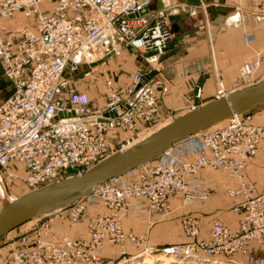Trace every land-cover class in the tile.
<instances>
[{
	"label": "built area",
	"instance_id": "obj_1",
	"mask_svg": "<svg viewBox=\"0 0 264 264\" xmlns=\"http://www.w3.org/2000/svg\"><path fill=\"white\" fill-rule=\"evenodd\" d=\"M44 1L53 5L50 12L42 10ZM242 1H251L255 10L242 7ZM176 2L0 0V61L3 78L12 86L11 96L0 104V208L4 201L16 199L8 190L16 181L28 192L81 175L162 123L157 88L168 91L161 67L174 41L167 12ZM232 3L235 9L252 10L255 16L264 17V0ZM18 13L33 18L32 27L15 26ZM244 40L251 41L250 37ZM97 43L101 46L97 61L129 47L140 54L144 69L134 73L121 93L114 89V79L102 73L104 103L93 107L89 94L76 82L83 77L92 84L101 64L90 67L92 63L74 59ZM259 68V57L245 62L229 89L215 72L213 99L255 84ZM151 72L154 76L137 89L141 78ZM195 100L200 106V96ZM196 107L192 102L188 110ZM195 136V141L174 144L158 163L144 168L137 177L112 178L96 186L86 202L60 211L69 225L75 226L87 214L88 204H102L106 212L89 217L86 223L87 238L54 233L44 216L17 239H0V264H125L152 255L155 251L148 237L125 232L121 219L164 213L172 195H181L184 205L201 204L208 195L199 183L203 168L223 170L236 180V188L228 194L241 199L233 211H241L242 218L233 229L216 220L210 239L205 241L196 238L199 221L185 217L181 223L192 240L164 247L156 256L167 255L179 264H215L213 257L219 254L239 251L245 255L252 242L264 244V190L258 192L243 175L248 159L264 141V126L255 125L252 115H233L226 124ZM186 154L191 161L184 159ZM105 245L117 248L119 262L104 260ZM128 246L138 252L129 255Z\"/></svg>",
	"mask_w": 264,
	"mask_h": 264
},
{
	"label": "crops",
	"instance_id": "obj_2",
	"mask_svg": "<svg viewBox=\"0 0 264 264\" xmlns=\"http://www.w3.org/2000/svg\"><path fill=\"white\" fill-rule=\"evenodd\" d=\"M218 1L207 0V3L211 4ZM246 2L248 3V1ZM223 5L227 6L225 1ZM52 8L53 5L51 3L47 1L42 3L44 12H50ZM200 8L176 2L167 13L169 18L177 14L180 15L182 12L194 15ZM227 16L214 20V22H223L229 18L226 22L227 25L219 32L220 34H215V32L213 35L214 40L211 37L212 41L216 42V50L213 46H209L210 42H206L204 39L205 35L201 36V32L196 31L193 35L185 37L181 41L177 40V36H175V40L162 58L161 75L165 80L163 84L168 86V91L164 93L161 92L160 87L157 88L159 116L162 120L176 117L180 115L181 111V114L185 113L189 106L188 102L195 101V96L197 95L196 86L198 84H200L201 90V105L212 101L216 91L215 72L219 74L223 84L229 89L237 78L239 67L245 62L259 57L260 68L256 76L258 79L264 78V18L245 15L239 9ZM240 21L244 23L243 26H241ZM32 22L33 18L26 19L22 14L18 13L14 23L15 26L32 27ZM189 29V27H186L183 31H189ZM245 37H250L251 41L245 43ZM100 48L98 49L100 50ZM131 50L129 47H124L122 53L125 54ZM80 58L93 63L97 60V55L87 50L81 53ZM111 62L107 66L112 72L108 69L106 71L114 79V89L120 93L130 85L134 73L144 69V63L138 64L133 54L125 57L122 63L120 61L116 64ZM1 89L2 87L0 86V91H2ZM103 103L104 96H102L101 105ZM93 105V107H97L95 104ZM252 117L255 125L264 126V107L255 111ZM186 160L191 161L192 157ZM155 161L156 159L153 160V162ZM140 172L135 171L134 177H137ZM243 175L244 181L252 183L258 192L264 190V141L258 146L257 153L248 159ZM18 183L23 184L22 182ZM199 183L208 192V196L201 204L184 205L181 195H172L168 198L170 212L167 215L165 213H152L142 216L123 217L121 219L123 230L135 235H146L151 243L163 246L184 244L190 241V239L185 237L181 229V221L186 216H192L199 221V239L209 238L213 223L216 220L229 228H235L243 213L241 211L234 212L233 209L239 205L241 199L239 197H230L228 192L236 188V180L230 178L228 173L223 170L203 168L199 170ZM92 210L87 209L85 221L90 215H101L106 212V209L102 206H97L93 212ZM56 216V218H59V222L69 225L65 215ZM59 222L56 221L54 223L52 221V229ZM69 233L71 235V232ZM72 236L87 238L86 223L80 224ZM105 250L107 251L106 259H112V256L114 257L117 253L116 247L106 246ZM133 250L131 247H127V251L131 255L134 253ZM232 258L238 261H245L247 264H264V245L252 242L248 248L247 257L243 258L240 253H235ZM226 261L217 260L216 263L229 264ZM232 264H235V262H232Z\"/></svg>",
	"mask_w": 264,
	"mask_h": 264
},
{
	"label": "water",
	"instance_id": "obj_3",
	"mask_svg": "<svg viewBox=\"0 0 264 264\" xmlns=\"http://www.w3.org/2000/svg\"><path fill=\"white\" fill-rule=\"evenodd\" d=\"M191 6H206L213 19L225 17L235 11L234 7L223 5V0L217 4H207V0H177ZM129 18H133L130 15ZM182 22H172L171 31L181 41L193 32L183 31ZM203 29V27H202ZM112 56L92 63L90 67L100 65ZM69 65L67 69H69ZM86 69V67H83ZM79 72V71H78ZM76 72V73H78ZM82 75V73H80ZM66 73L65 77L68 78ZM154 76V72L141 78L137 89ZM200 84L196 86L198 90ZM264 78L255 84L235 90L226 97L212 100L187 111L153 133L151 136L134 145L130 149L110 155L95 164L81 175H73L50 183L38 190L29 191L12 202L4 201L0 209V239L16 227L26 223L36 216L52 214L66 208L88 196L92 190L108 180L133 171L163 155L174 144L184 141L199 132L207 130L236 114L252 111L264 104ZM120 114V110L118 112ZM63 116V114H59ZM109 116L108 114L105 117Z\"/></svg>",
	"mask_w": 264,
	"mask_h": 264
},
{
	"label": "rangeland",
	"instance_id": "obj_4",
	"mask_svg": "<svg viewBox=\"0 0 264 264\" xmlns=\"http://www.w3.org/2000/svg\"><path fill=\"white\" fill-rule=\"evenodd\" d=\"M225 1V3H226V5L228 6V7H232L233 6V3H232V0H224ZM223 1V2H224ZM241 3V6L242 7H245V6H249L253 11L255 10V5L254 4H252L251 3V1H249L248 3L246 2V1H242V2H240ZM208 4V3H207ZM211 4H215V3H211ZM208 5H210V4H208ZM199 7H201L199 10H197L196 11V13L194 14V15H188L187 13H181L180 15L179 14H177V15H174V16H172V17H170L169 19L170 20H172L173 22H177L180 18H182L180 21H178V22H182L183 23V25H184V28H190L189 30H191L193 33L194 32H201L200 34H201V36H203V35H205L204 36V39L206 40V42L207 41H209L210 42V47L211 46H213L214 47V49L216 50V47H215V44H216V42H213L212 41V38H213V40H214V33L215 34H220L219 32H221V29H223L224 27H225V25H227L226 24V22L228 21V19L229 18H227V19H225L223 22H214V20H216V19H213L212 18V16H211V14H210V11H206L205 9H206V6H199ZM205 7V8H204ZM252 10H244L243 9V13L245 14V15H249V16H251V17H258V16H255L254 15V13H253V11ZM234 13V12H233ZM235 15V14H234ZM226 17V16H225ZM228 17V16H227ZM246 17V16H245ZM258 18H264V17H258ZM172 21H170L171 23H172ZM240 23H241V26H243L244 25V23H242V21H240ZM202 27H203V29H202ZM193 33L191 34V35H193ZM175 35V34H174ZM175 36H177V35H175ZM175 36H174V40H175ZM188 36H190V35H188ZM187 36V37H188ZM212 37V38H211ZM213 43V44H212ZM123 50V49H122ZM122 50L120 51V53H119V55H115L114 57H112V58H109V59H107L106 61H104L103 63H101V65L98 67V70L96 71V73H95V76H94V82L92 83V84H90L89 83V80L88 79H86V78H83V77H81L82 79H81V81H78V82H76V84H77V86L79 87V89L81 90V91H83V92H86V93H88L89 94V97H90V99H91V103H93V104H95L97 107L98 106H100L101 105V100H102V96H103V93H104V89H103V86H102V82H101V74L102 73H106L107 75H109L110 76V73H108V71H106V69H108L109 70V68H108V63H110L111 61V63H117L118 61H120L121 63L123 62V59L125 58V57H127L128 55H132L133 54V56H135V58H136V60H137V62H138V64L139 63H144L143 62V59H142V57L140 56V54L139 53H137L136 51H129L128 53H125V54H123L122 53ZM131 52V53H130ZM96 53L97 54H99L100 56L98 57L97 56V59L98 58H100L101 57V54H100V50H98V51H96ZM132 57V56H131ZM133 58V57H132ZM260 59V58H259ZM97 61V60H96ZM1 62V61H0ZM244 64V63H243ZM242 64V65H243ZM110 65V64H109ZM241 65V66H242ZM107 66V67H106ZM240 66V67H241ZM240 67H239V69H240ZM1 77H0V86L2 87V91H0V104L3 102V101H5L6 99H8L10 96H11V94H12V86L8 83V82H6L5 80H4V78H3V75H2V66H1ZM110 72H112V70H109ZM239 71V70H238ZM113 74V73H112ZM263 79V78H262ZM216 80V79H215ZM216 82V81H215ZM240 90V89H239ZM214 100V99H213ZM93 101V102H92ZM196 101V100H195ZM195 101H192V102H195ZM191 101H189L188 103V105H190L191 103H192ZM92 104V105H93ZM204 105V104H203ZM94 106V105H93ZM262 107H264V105L263 106H261V107H258V108H256V109H254V110H252V111H249V112H246V113H242V114H238L240 117H246V115H253V113L255 112V111H257V110H259V109H261ZM187 111H189L188 109H187ZM186 111V112H187ZM181 113H182V111H181ZM181 113H180V115H181ZM180 115H178V116H180ZM178 116H176V117H178ZM176 117H173V118H176ZM231 118V117H230ZM229 119V118H228ZM228 119L227 120H225V121H223V123L221 124H218V125H215V127L217 126V127H219V126H222V125H224V124H226L227 122H228ZM172 121V119H171V117L170 118H167V119H165V120H163L162 121V123L160 124V125H158V126H155V127H150L148 130H146L145 132H143L142 134H140V141H141V139H143V138H145V137H147V136H151L153 133H155V132H157L158 130H160L161 129V127L163 128L164 126H166L167 124H169L170 122ZM214 127V126H213ZM212 128V127H211ZM200 133V132H199ZM198 133V134H199ZM195 139H196V136L194 135V136H192L191 138H189V139H186V140H184V141H195ZM183 141V142H184ZM190 157V154H186L185 156H184V159L186 160L187 158H189ZM158 160H160L159 158H157L156 159V161L155 162H153V161H151V162H149V163H147V164H145V165H143V166H141V167H139V168H137V169H135V170H133V171H130V172H128V173H126V174H124V175H122V178H126V177H128L129 175H131V174H134L135 173V171H142L144 168H146V167H148V166H151V164H153V163H158ZM8 190H10V192L11 193H13L15 196H16V198H18L19 196H21V195H23V194H25V193H27V189H26V187H25V185H21V184H19L18 183V181H16L15 182V184H13L12 185V187L10 188V189H8ZM29 192V191H28ZM96 193V192H95ZM89 195H92V192L89 194ZM88 195V196H89ZM208 196V195H207ZM206 196V197H207ZM87 197V196H86ZM86 197H84V198H82L80 201H78V202H75L74 204H76V203H80V202H82V203H84V202H86ZM90 203H92V202H90ZM74 204H71L70 206H73ZM70 206H68V207H66V208H63V209H61V210H58V211H56V212H54V213H52V214H46V215H40V216H38L37 218H33V219H31V220H29V221H27L26 223H24V224H22V225H20V226H18V227H16L15 229H13L12 231H10V232H8L7 234L8 235H10V236H5V235H7V234H5L2 238H6V237H13V239H17L20 235H22L23 233H25V232H28V231H30V229L32 228V227H34L33 225H35L36 223H38V218H41V217H44V216H46L47 217V219L49 220V222H50V224H51V222L53 221L54 223H56V221H58L59 222V218H56L57 216L56 215H64V214H62V213H60V211L62 212L64 209H67V208H69ZM88 206V209L90 210V209H93L92 210V212L94 211V209L95 208H97V206H102V207H104L102 204H97V202H95V204L94 205H92V204H88L87 205ZM170 208V207H169ZM1 209V208H0ZM170 212V210L168 209V210H165V215H167L168 213ZM95 215V214H94ZM94 215H90V217H92V216H94ZM97 215V214H96ZM60 217V216H59ZM186 217H189V216H186ZM192 217V216H191ZM85 216H83L81 219H80V222L77 224V225H75V226H70V225H66V223H61V222H59L58 223V225L54 228V229H52V231L54 232V233H57L58 235H60V234H62V233H64V232H71V237H75V236H72V234L75 232V231H77V227L80 225V224H85V223H87V221H88V219L89 218H87V221H85ZM37 219V220H36ZM64 219V218H63ZM37 221V222H36ZM84 221H85V223H84ZM215 222V221H214ZM220 222V221H219ZM214 224V223H213ZM52 226V225H51ZM225 226V225H224ZM68 227V228H67ZM181 229H182V232H183V234L185 235V237H187L186 236V233H185V230H184V228H183V224L181 223ZM75 230V231H74ZM70 234V233H69ZM198 235H199V231H198V234H197V236H196V238L197 239H199L198 238ZM210 236H211V232H210ZM210 236H209V238L208 239H199V240H209L210 239ZM4 238V239H5ZM188 239H190V241L192 240L191 238H189V237H187ZM189 241V242H190ZM149 243V245L150 246H152L153 248H154V251H155V255L156 254H158V252H160L161 251V249L162 248H164V247H168V246H172V245H163V246H158V245H155L154 243H151L150 241H148ZM188 242V243H189ZM184 244H186V243H184ZM174 245H182V244H174ZM262 245H264V244H262ZM105 246H107V245H105ZM134 251V253H132V255H134V254H136L138 251H136V250H133ZM128 252V251H127ZM106 253H107V251L105 250L104 251V253H103V257H104V260H106V261H110V260H115V262H119L120 261V259L118 258V253H116V255L113 257L112 256V259H106L105 258V256H106ZM235 253H240L241 255H242V257L243 258H245V257H247V255H248V251H247V253L244 255V254H242L241 252H239V251H235V252H233L232 254H229V255H226V254H219V255H217V256H215V257H213L214 258V260L213 261H215V264H218V263H216V261L217 260H227L226 262L227 263H229V264H232V262H235V263H237V264H247V263H245V261H238V260H235V259H233L232 258V255H234ZM129 254V253H128ZM154 254H152V255H154ZM129 255H131V254H129ZM146 256V255H145ZM140 256H138V257H135L132 261H129V262H127V263H125V264H143V260H141L140 261ZM145 259V261H144V263L145 264H168L167 262H163V261H157L155 258H153V257H148V256H146V258H144ZM234 260V261H233ZM139 261V262H138ZM219 262H222V261H219ZM192 264H195V263H192ZM214 264V263H213Z\"/></svg>",
	"mask_w": 264,
	"mask_h": 264
},
{
	"label": "bare ground",
	"instance_id": "obj_5",
	"mask_svg": "<svg viewBox=\"0 0 264 264\" xmlns=\"http://www.w3.org/2000/svg\"><path fill=\"white\" fill-rule=\"evenodd\" d=\"M203 6V5H202ZM235 11H236V9H235ZM234 11V12H235ZM99 47H101L100 46V44L99 43H97L96 45H92L91 47H90V49H88V50H90V51H92L93 53H95L97 56H98V54L96 53V51H98L99 49ZM81 55V54H80ZM80 55L79 56H77L75 59H74V61H85V63H92V62H88V61H86V60H83L82 58H80ZM95 62V61H94ZM260 80V79H259ZM245 88V87H244ZM199 89V91L197 90V95H196V97L198 96H200L201 97V90H200V87L198 88ZM264 104V103H263ZM236 115H238V114H236ZM173 119V118H172ZM221 124L223 123V122H220ZM220 123H218V124H220ZM217 124V125H218ZM168 125V124H167ZM150 136V135H149ZM149 136H147V137H145V138H143V139H141V141L140 140H138V141H136L135 143H133L132 145H130L129 147H127V148H125L122 152H124V151H126V150H128V149H130L131 147H133L134 145H136V144H139L140 142H142L143 140H145L146 138H148ZM0 191H1V189H0ZM4 194V193H3ZM17 199V198H16ZM15 199V200H16ZM168 210V209H167ZM38 216H36L35 218H37ZM34 218V219H35ZM146 256H150V257H153V258H155L157 261H163V262H167L168 264H179V263H175L174 262V258H172V257H169V256H167V255H158V256H156L155 254L154 255H151V254H147ZM146 256L144 255V256H140V261L141 260H143V264H145L144 263V261H145V259L144 258H146ZM139 262V261H138ZM202 264V263H201Z\"/></svg>",
	"mask_w": 264,
	"mask_h": 264
}]
</instances>
